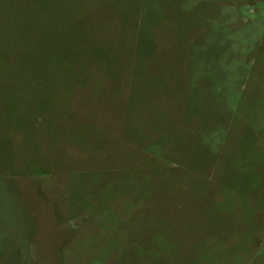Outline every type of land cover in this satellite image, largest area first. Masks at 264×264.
I'll return each instance as SVG.
<instances>
[{"label": "rangeland", "instance_id": "obj_1", "mask_svg": "<svg viewBox=\"0 0 264 264\" xmlns=\"http://www.w3.org/2000/svg\"><path fill=\"white\" fill-rule=\"evenodd\" d=\"M0 264H264V0H0Z\"/></svg>", "mask_w": 264, "mask_h": 264}]
</instances>
